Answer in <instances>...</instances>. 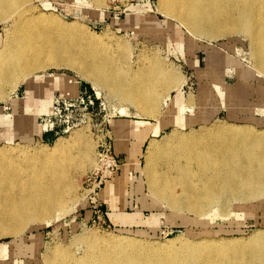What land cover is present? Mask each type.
<instances>
[{
  "label": "rangeland",
  "instance_id": "obj_1",
  "mask_svg": "<svg viewBox=\"0 0 264 264\" xmlns=\"http://www.w3.org/2000/svg\"><path fill=\"white\" fill-rule=\"evenodd\" d=\"M29 7L33 13H46L63 23L74 22L79 32L85 30V33L90 32L91 36L94 33V40L98 39L97 42L108 49L109 56H113L114 60L117 59L122 71L130 70L140 73L164 69L168 73L177 75L184 84L178 92L169 86L162 85V82L159 83L154 91V93L159 92L156 94L157 97L155 95L156 113L143 116L139 114L138 106L131 101L126 102L127 99L124 101V94L116 91L113 93V90L107 86L94 85L91 79L81 76L76 69L72 67L70 69L67 65L63 67L47 65L45 68L35 69L34 73L44 77H49L50 74L70 76L78 83L77 91L63 94L62 89L50 88V85L40 88L36 96L32 98L34 104L40 103L37 109V111L40 110V115L35 121L30 117L34 118L33 114L37 111L34 109L31 115L24 106V101L28 99L26 84L21 81L19 86L16 85L17 87L13 84L2 87L0 149L10 150L14 154L26 151V155H30L31 158L35 156L32 158L33 161L29 159L30 163L39 160V156L44 153H52L55 160L40 169L42 173L40 175L38 173L36 177L42 184L41 188H38L48 191L46 193L54 196L55 200L48 204L50 217L47 216V219L28 218L22 226L17 221L20 227L18 230L20 234L17 235L0 231V264L69 262L72 258L77 259L82 256L84 258L89 254L93 255L94 252L105 250L108 248L106 243L116 239L132 240L135 243L132 241L131 243L136 248L142 246L140 251L171 254L181 250L185 244L192 245L194 242L196 244L198 240L248 238L252 233L264 230V195L243 198V200L224 196L222 204L207 208L208 214L206 211L204 214L194 209H192L193 213L190 209L186 211L185 206L178 211L166 200L161 201L160 197L159 199L153 196L146 171H144L148 155L156 148L152 144L164 145L174 128L170 125L157 136L151 132L157 128L158 124V118L155 115L159 114L165 121L174 116V111L166 112L170 106L167 108V105L163 104L162 100L166 97L164 95L170 94L172 100L178 97L183 98L187 108L182 118L190 124L184 128L187 133L206 134L216 130V127L231 126L233 123L246 124L248 127H253L254 129H248L255 130L254 132L264 131V111H262L264 109V74L257 72L254 58L250 55L252 52L250 39L246 33H237V35L229 33L214 39L193 37L179 21L167 17L160 11L159 0H100L98 2L97 0H30ZM154 15L156 19L153 22L149 17ZM42 29L47 30L46 28L37 30L43 31ZM37 30L35 29L34 32ZM14 31L15 24L12 18H0V47L7 38L13 36ZM107 47L112 49L109 50ZM117 53L116 56L120 58L114 56ZM233 57L246 64V67L256 68L252 78L249 79L252 85L249 89L250 94H247V98L241 102V105L234 109L239 113L238 116L230 115V110L223 106L218 110L214 109L217 98L222 99V93L214 91L215 100L210 101V96L214 92L209 74L216 73L217 77L224 76L223 80L230 85L239 81V69L231 62ZM52 96L59 99L55 105L56 109L48 113ZM10 98L19 99V101H9ZM168 104L170 105V101ZM122 106L128 108L130 112L128 116L120 113ZM51 114L52 117L47 118ZM116 120L149 121L154 125L143 128H152L143 144H140L139 137L133 135L117 141L114 132ZM47 122L53 125H49L47 131L39 132L38 124L44 125ZM153 139L155 141L152 143ZM116 141L118 149H116ZM109 143L112 144L121 165V170L111 187H114L116 179L124 177L122 165H128L130 161H135L137 165L129 172L128 179L119 190L116 201L110 198L112 191L107 189L105 194L109 196L103 199L104 203L99 198L96 201L90 199L94 197L92 193L94 180L91 174L99 151ZM60 144L64 146L63 150L58 148ZM137 148H141V152ZM16 159L21 160L23 165L30 164L26 162L27 159ZM58 165L63 167L61 171L55 170ZM161 169L163 170L160 166L158 168L160 173ZM26 173L29 177L32 171L28 170ZM4 187L0 190V198H2L0 212L9 214L8 212L15 204L20 205L19 209L23 202L26 203L25 196L22 193L23 188L13 184H7ZM177 191L181 192L180 188ZM29 196L32 194L29 193ZM57 197L60 199H56ZM29 200L33 207H38L39 201L36 198L29 197ZM56 200L59 202L57 203ZM201 201L203 199L198 197L192 199V203L196 205ZM214 206L216 210L219 209L218 212L223 213L222 216H219ZM222 211H228L229 215ZM126 217L130 219L125 220ZM153 251L157 252L153 253ZM57 255H60L59 258ZM64 255L65 258L61 257ZM61 258L64 259L61 260ZM219 259L223 260L221 257Z\"/></svg>",
  "mask_w": 264,
  "mask_h": 264
},
{
  "label": "bare ground",
  "instance_id": "obj_2",
  "mask_svg": "<svg viewBox=\"0 0 264 264\" xmlns=\"http://www.w3.org/2000/svg\"><path fill=\"white\" fill-rule=\"evenodd\" d=\"M29 1L0 0V18H12L15 24L13 36L7 38L3 46L0 47V97L3 93L2 87L11 86V84L14 87L19 86L18 84L23 81L27 87L26 94L28 98L24 101V106L32 115L33 111H37L40 107V103L34 104L32 101L40 88L50 85V88L62 89L63 94H66V92L76 93L78 83L70 76L50 74L49 77H44L34 73L35 69L45 68L47 65L57 67L67 65L69 68L76 69L81 76L91 79L94 85L107 86L113 90V93L116 91L124 94V101L127 99L126 102L131 101V103L138 106L140 108L139 114L143 116L156 113L155 98L159 92L154 93V91L159 83L162 82V85L169 86L171 89L178 90V92L181 90L184 83L182 84L177 75L168 73L164 69L158 70L157 68V72L148 70L140 73L130 70L122 71L119 62L116 61V58H120L116 56L118 53L114 55L116 60L113 56H109L108 49L102 47L103 44L100 43V45L97 42L98 39L94 40V33L91 36L89 35L90 32L85 33L84 28V31L79 32L76 30V23L74 22L63 23L56 17L46 13H33L29 7ZM159 9L167 17L176 19L181 25H184L193 37L214 39L217 36L229 33L234 35L246 33V36L250 39L252 51L250 55L254 58L257 72L264 74V0H159ZM149 18L154 22L156 16H150ZM41 28L47 30L38 31ZM35 29L38 30L34 32ZM209 46L212 47L211 44ZM111 49L110 47L109 50ZM231 62L239 69L240 79L236 84H228L223 80L224 76L217 77L216 73L209 75L213 82V92L222 93V99L217 98L214 109L218 110L223 106L230 110V115L238 116L239 113L234 109L241 105V102L247 98V94H250L249 89L252 85L249 83V79L252 78L256 68L253 66L254 69L246 67V64L244 65L234 57ZM215 92L214 95L210 96V101L215 100L217 93ZM164 96L166 97L162 98L163 104L167 105V108L170 106L166 112L174 111V116L165 121L158 112V115H155L158 118L157 128L151 132L154 136H157L170 125H173L174 128L169 134L170 136H167L168 140L164 145L152 144L154 147L156 146L155 151L147 157L144 171H146L153 196L160 197L161 201L166 200L178 211L184 209L185 206L186 211L189 209L191 212L194 210L200 213L206 211L208 214L207 208L222 204L224 200H222V197L224 196L243 200V198H255L264 195V131L254 132L255 130L248 129L253 127L233 123L231 126L221 125L222 127H216V130L209 131L206 134L187 133L184 128L190 124H187L186 119L182 118V114H185L184 111L187 108L183 98L178 97L172 100L170 94ZM11 100L13 99L10 98L9 101ZM52 100L53 96L50 98L49 112L53 110ZM13 101L18 102L19 99ZM169 101L170 105L168 104ZM120 113L126 116L130 114L128 108L123 106L120 108ZM38 115H40V110L37 113L34 112V118L30 117V119L35 121ZM49 125V123L40 125L38 131L49 128ZM148 125L152 127L154 124L149 121L116 120L114 121L116 140H123L127 136L133 135L139 137L140 144H143L152 129H143ZM164 138L166 137L164 136ZM117 141L115 143L116 149H118ZM154 141L153 139L151 142ZM58 148L63 150L64 146L60 144ZM1 149L0 190L4 189L6 187L4 185L7 184L23 188L22 193L25 196L26 203L21 204L20 211L18 202L19 206L17 204L12 206L10 212H8L9 214L4 211L0 212V231L8 234L16 233L17 235L20 234L17 221L22 226V223L24 224L28 218L42 217L47 219V216H49L48 207L50 206L48 204L53 202L55 198L47 194L48 191L40 190L42 184L36 176L38 173L39 175L42 173L40 169L44 168L46 164L52 163L55 158L52 153H44L39 156V160L30 163L34 155L31 158L30 155H26V151L14 154L10 150L3 151L4 149ZM137 150L140 151L141 148H137ZM27 156L29 157L27 158ZM16 158L27 159L26 162L30 164L23 165V162L18 161ZM130 162L128 165H122V175L124 177L116 179L114 187L108 188L112 191L114 202L117 199L119 190L126 183L129 172L137 165L135 161ZM160 166L163 168L161 173L158 171ZM62 168L61 165H58L55 170L61 171ZM28 170L32 171L31 174L29 173V177L26 173ZM178 188L181 192L177 191ZM32 189L34 192H32ZM29 193L32 196H29ZM28 196L39 201L38 207L40 210L28 202L30 201ZM197 197L202 198L203 201L196 205L192 203V199ZM56 199L60 198L57 197ZM214 207L216 210V206ZM218 210L216 211L218 212ZM226 212L229 215L230 210ZM218 213L219 216L223 214ZM129 219V217L125 218V220ZM226 240L221 238L214 241L203 239L198 240L196 244H194L195 242L192 245L185 244L181 250L171 254H158L157 251H153L156 254H152L144 250L140 251L142 246L136 248L131 243L132 240L122 241L116 239L106 243L107 249H100L101 251L94 252L93 255L89 254L84 258L82 256L77 259L69 258L71 259L69 262L56 260L57 262H53V264H264V230H258L248 238ZM98 246L100 245L98 244ZM153 250L155 249L153 248ZM248 256L250 257L248 258ZM61 257L65 258L66 256ZM219 257L223 260H220ZM64 258H61V260Z\"/></svg>",
  "mask_w": 264,
  "mask_h": 264
},
{
  "label": "built area",
  "instance_id": "obj_3",
  "mask_svg": "<svg viewBox=\"0 0 264 264\" xmlns=\"http://www.w3.org/2000/svg\"><path fill=\"white\" fill-rule=\"evenodd\" d=\"M58 99L59 98L56 96L53 98V103H52L53 111L56 109L55 105L57 104ZM52 114H54V112ZM52 114L49 115L47 118L52 117ZM46 119L44 121H46ZM48 123L49 122L45 123L44 125ZM52 125L53 124H51L50 126ZM44 130L47 131V128ZM120 166H121L120 160L118 159V156L115 154L112 144L109 143L104 145L103 148L98 153L95 167L92 170L91 177H93L94 180L92 193L94 194V197L93 198L91 197L90 199L96 201L99 198L100 191L118 173Z\"/></svg>",
  "mask_w": 264,
  "mask_h": 264
},
{
  "label": "crops",
  "instance_id": "obj_4",
  "mask_svg": "<svg viewBox=\"0 0 264 264\" xmlns=\"http://www.w3.org/2000/svg\"><path fill=\"white\" fill-rule=\"evenodd\" d=\"M50 113V112H49ZM48 114V113H47ZM40 125L38 124V129H40V127H39ZM120 170H121V168L119 169V171H118V173L115 175V177L108 183V184H106L103 188H102V190L100 191V193H99V199L100 200H102L103 202L105 201V200H103L106 196H109V195H106L105 194V192H107V189L108 188H111V185L113 184V181H114V179L118 176V174H119V172H120ZM111 194V193H110ZM107 198H109V197H107ZM110 198H112V197H110ZM112 200V199H111ZM105 203V202H104Z\"/></svg>",
  "mask_w": 264,
  "mask_h": 264
}]
</instances>
